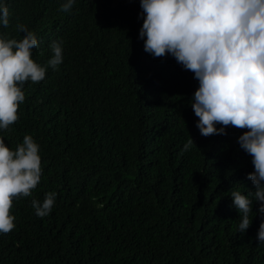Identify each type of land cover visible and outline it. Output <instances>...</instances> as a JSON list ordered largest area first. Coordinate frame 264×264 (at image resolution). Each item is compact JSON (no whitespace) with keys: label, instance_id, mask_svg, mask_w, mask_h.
Instances as JSON below:
<instances>
[{"label":"trees","instance_id":"trees-1","mask_svg":"<svg viewBox=\"0 0 264 264\" xmlns=\"http://www.w3.org/2000/svg\"><path fill=\"white\" fill-rule=\"evenodd\" d=\"M83 2L95 23L99 10L112 9L106 22L114 17L113 23L103 31L111 28L112 41L68 42L56 72L23 85L19 119L2 132L13 143L26 118L33 119L45 162L44 184L57 192L51 210L56 246L40 264H264L258 229L235 235L230 227L227 196L219 189L220 177L228 172L194 148L177 152L188 134L185 98L177 92L183 82L195 85L193 76L170 64L171 55L154 57L135 41L134 31L143 24L139 0H100L99 7L98 0ZM58 4L35 2L32 17L14 8L15 24L10 19L6 29L23 24L44 34L60 19ZM3 33L19 37L17 30ZM89 80L102 84L100 98L72 102ZM42 102L67 121L49 120L34 106ZM102 187L104 212L131 225L127 237L115 242L118 255L79 223ZM22 204L14 202L12 211Z\"/></svg>","mask_w":264,"mask_h":264},{"label":"clouds","instance_id":"clouds-1","mask_svg":"<svg viewBox=\"0 0 264 264\" xmlns=\"http://www.w3.org/2000/svg\"><path fill=\"white\" fill-rule=\"evenodd\" d=\"M38 1L45 0L0 1V32H19L12 39L0 34V264H40L55 249L58 231L51 214L57 192L44 184L45 162L33 119L26 118L13 143L2 133L19 119L23 85L38 84L47 73L56 72L68 42L87 46L102 39L112 41L111 28L103 32L107 23H113L114 17L106 22L112 9L99 10L95 23L84 0H58L60 19L44 34L23 24L6 29L10 19L15 24L14 8L32 17ZM139 3L143 24L134 31L135 41L144 43V51L154 57L171 55L169 63L180 65L195 80V85L183 82V91L177 92L185 98L188 128L177 152L194 148L228 172L220 177L219 189L227 196L233 233L258 229L256 240L264 243V0ZM95 5L99 7L100 0ZM101 86L86 81L72 102L100 98ZM34 106L49 120L67 121L64 113L43 102ZM120 117L124 122L125 117ZM103 184L109 185L105 179ZM103 187L91 197L79 223L118 255L115 242L127 237L131 225L120 224L115 215L104 212ZM14 202H22V208L12 211Z\"/></svg>","mask_w":264,"mask_h":264}]
</instances>
